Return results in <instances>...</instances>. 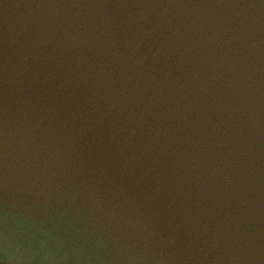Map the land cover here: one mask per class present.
I'll return each mask as SVG.
<instances>
[{
    "label": "water",
    "instance_id": "95a60500",
    "mask_svg": "<svg viewBox=\"0 0 264 264\" xmlns=\"http://www.w3.org/2000/svg\"><path fill=\"white\" fill-rule=\"evenodd\" d=\"M0 264H264V0H0Z\"/></svg>",
    "mask_w": 264,
    "mask_h": 264
},
{
    "label": "snow or ice",
    "instance_id": "6c2138e0",
    "mask_svg": "<svg viewBox=\"0 0 264 264\" xmlns=\"http://www.w3.org/2000/svg\"><path fill=\"white\" fill-rule=\"evenodd\" d=\"M0 119H2V116H0Z\"/></svg>",
    "mask_w": 264,
    "mask_h": 264
}]
</instances>
